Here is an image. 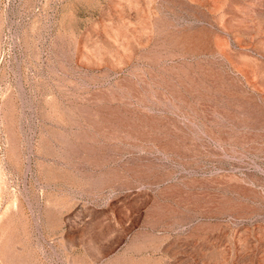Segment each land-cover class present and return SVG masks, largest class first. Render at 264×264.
Here are the masks:
<instances>
[{"label": "rangeland", "instance_id": "374dc122", "mask_svg": "<svg viewBox=\"0 0 264 264\" xmlns=\"http://www.w3.org/2000/svg\"><path fill=\"white\" fill-rule=\"evenodd\" d=\"M0 264H264V0H0Z\"/></svg>", "mask_w": 264, "mask_h": 264}]
</instances>
